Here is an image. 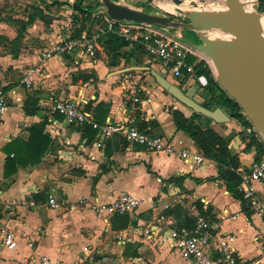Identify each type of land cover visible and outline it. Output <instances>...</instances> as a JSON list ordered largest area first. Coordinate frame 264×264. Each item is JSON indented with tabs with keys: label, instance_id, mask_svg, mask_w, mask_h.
Segmentation results:
<instances>
[{
	"label": "crops",
	"instance_id": "obj_1",
	"mask_svg": "<svg viewBox=\"0 0 264 264\" xmlns=\"http://www.w3.org/2000/svg\"><path fill=\"white\" fill-rule=\"evenodd\" d=\"M73 4L74 0H0V88L7 97V109L0 116V217L23 227L34 240L36 253L46 256L50 264H189L153 237L169 228H184L185 216L195 219L199 215L195 205L199 202L218 220L220 232L234 237L237 264H264V215L259 216L246 201L232 198L217 179L215 163L184 132L176 130L170 112L178 110L186 118L193 112L157 84L158 88L150 87L147 81L153 78L148 71L137 88L138 75L146 70L123 68L140 50L136 45L110 55L104 46L93 58L80 61L75 57L41 60L46 45L77 36L83 29L85 23ZM30 18L33 22L27 24ZM30 68L37 74L27 88L21 79ZM152 68L170 81L159 62ZM201 79L206 80L200 76L196 81ZM189 83L177 86L188 88ZM134 90L141 95L136 124L154 123L176 149L201 154L205 161L198 168L191 169L177 154H156L119 135L97 150L95 130L67 125L50 110V98L57 96L82 102L100 124L121 122L129 116ZM28 97L36 103L32 115L25 112L30 109L25 106ZM98 105L103 108L98 110ZM40 123L45 124L42 135L49 145L39 163L17 166L4 177L6 161L22 153L29 129ZM209 126L228 142L237 158V170L251 164L255 151H244L248 140L239 122L230 118L228 123ZM121 194L142 200L125 229L119 228L115 216L105 217L86 208L68 210L69 204L82 197L106 204ZM49 195L64 205L49 208ZM30 201L35 203L33 207L28 205ZM7 205L13 206L11 211L5 210ZM148 228L154 233L151 238L144 235ZM26 254L24 242L14 251L0 244V264H23Z\"/></svg>",
	"mask_w": 264,
	"mask_h": 264
},
{
	"label": "built area",
	"instance_id": "obj_2",
	"mask_svg": "<svg viewBox=\"0 0 264 264\" xmlns=\"http://www.w3.org/2000/svg\"><path fill=\"white\" fill-rule=\"evenodd\" d=\"M84 23L79 35L46 45L40 52L41 60L75 57L80 61L83 57L93 58L104 49L108 36L113 34L128 45H136L145 56L159 62L164 73L171 79L179 82L196 81L195 67L198 65H201L203 69L208 68L215 78L212 61L196 48L185 44L177 33L171 36L167 31L153 25L114 20L109 18L103 10L95 12L90 18L84 20ZM191 58L193 60L189 62ZM36 74L35 68L26 70L21 83L30 88ZM140 105L138 92L134 90L129 99L128 118L121 122L107 121L100 124L90 111L85 110L82 102L57 96L50 98L51 112L67 125H87L96 131L94 147L97 150L103 149L105 142L114 135H119L125 142L139 145L156 154H177L180 159L189 164L191 169L198 168L205 161L199 153L176 149L171 139L163 136L157 129L140 130L136 125V115L141 112ZM6 109L7 97L0 88V116ZM243 131L247 139L254 138L261 145L262 151L258 155L255 153L248 167L236 171L240 179L238 192L251 209L259 216H263L264 140L252 127H246ZM141 202L140 198L131 194H121L106 204H96L82 197L77 202L69 204L68 210L86 208L96 214H104L105 217L126 215L132 218ZM24 204L25 202L22 203ZM28 205L33 207L35 203L30 201ZM63 205V203H58L53 195L48 196L47 206L49 208L59 209ZM12 208L13 206L7 205L5 210L11 211ZM153 234L150 228L144 231L147 238H151ZM153 239L170 251L177 252L189 264H237L238 261L237 251L233 247L234 237L231 234L221 233L218 220L205 216L198 215L190 230L169 228L162 236L156 235ZM21 242H24L27 250L26 256L23 257V264H50L46 256L36 253V244L28 237L23 227L16 226L13 221L0 217L1 246L8 251H14Z\"/></svg>",
	"mask_w": 264,
	"mask_h": 264
},
{
	"label": "water",
	"instance_id": "obj_3",
	"mask_svg": "<svg viewBox=\"0 0 264 264\" xmlns=\"http://www.w3.org/2000/svg\"><path fill=\"white\" fill-rule=\"evenodd\" d=\"M181 4L180 0H173ZM105 14L114 20L181 28L171 16H158L122 5L118 1L101 0ZM227 11L218 16L213 13H189L187 28L195 32L201 44L192 46L206 55L213 63L215 79L221 89L234 100L251 127L264 140V40L257 23L258 17L249 13L240 0H226ZM220 30L229 33L233 40L219 43L202 38V32ZM148 71L154 82L175 101L193 113L210 119L216 124L228 123L229 116L220 108L203 107L186 95L176 84L154 69Z\"/></svg>",
	"mask_w": 264,
	"mask_h": 264
},
{
	"label": "trees",
	"instance_id": "obj_4",
	"mask_svg": "<svg viewBox=\"0 0 264 264\" xmlns=\"http://www.w3.org/2000/svg\"><path fill=\"white\" fill-rule=\"evenodd\" d=\"M73 8L76 13L80 15L84 20L90 18L97 10V7L95 6L85 5L84 0H74ZM40 17L41 19L45 20L44 16L40 15ZM32 22L33 18H30L27 24H31ZM169 31L171 32V36H173L174 32L172 30ZM182 31V40L185 44L189 46H198L187 43L184 37L187 32L191 33L192 37L196 41L201 43V39L199 38V36L186 26L182 28ZM19 37L20 35L18 36V38ZM104 46L106 54L110 55L117 54L119 50L127 47L128 44L122 41L116 35L110 34L108 36V39L104 43ZM192 60V58L189 59V62H191ZM195 74L197 77H205L208 83L207 89L210 98L204 103H201L203 107L210 110H214L215 108L220 107L231 119H234L242 124L244 128L251 127L250 123L242 115V111L239 108L238 104L234 100L226 96L225 92L221 89L208 68L203 69L201 65H198L195 67ZM178 87L181 89L180 84ZM215 90H218V93L216 95H212V92H214ZM35 104L36 103L32 98H27L25 106L30 107V109L25 110V112L28 115L34 114L36 110ZM102 108L103 105H98V110ZM170 114L172 116V120L174 122L176 130L184 132L188 136V138L197 145L203 156L215 163L217 167V179L224 183L225 189L231 195V197L236 200H240L242 203H245V200H243L241 194L238 192L240 179L236 173V170L238 168L237 158L236 156L231 154L230 149L228 148V142L209 126L212 121L195 113H192L190 118H186L178 110H172ZM153 124L154 123L150 125L143 123V125L140 126L137 123L136 125L140 130H144L155 129L156 126ZM44 125V123L36 124L29 129L30 137L28 142L24 145L21 151L22 153L15 154L14 159L6 161L4 165V177L8 176L9 173H14L17 166L25 167L29 164L39 163L41 157L43 156L49 145V140L42 135ZM86 129H89V127H86ZM93 133L96 134L95 131H93ZM247 140L248 142L245 146L244 151H249L250 148H253L256 155L260 154V152L262 151L261 145L258 144L254 138H248ZM195 205L199 215L213 219L214 216L211 215L210 209H206L204 211L201 203L199 202H197ZM114 218L116 219L119 228L125 229L128 226V216L117 215ZM194 222L195 219L185 216L181 227L190 230L193 228Z\"/></svg>",
	"mask_w": 264,
	"mask_h": 264
},
{
	"label": "rangeland",
	"instance_id": "obj_5",
	"mask_svg": "<svg viewBox=\"0 0 264 264\" xmlns=\"http://www.w3.org/2000/svg\"><path fill=\"white\" fill-rule=\"evenodd\" d=\"M100 1L101 0H84V4L87 6L97 7L96 12H98L100 10H103ZM111 1H116V0H111ZM117 1H121L122 3L130 6L133 9L144 11L153 15L173 17L174 21L179 22L182 25L181 28L174 29L171 27H160V26L157 27L167 31L168 34L170 35L171 32L169 30H172L174 33H177L182 38H183L182 28L188 24L187 16L189 15V13L194 11V9H198L200 13H213L218 16L223 15L227 11L226 0H180L181 4L179 5L175 4L173 0H117ZM240 2L249 13L256 15L258 18H264V0H240ZM81 19L84 21L83 18ZM77 20L78 19L76 17V21ZM200 35L205 40L215 41L219 43L221 42L229 43L231 41V39H229L231 38V35L227 32L220 30H209L206 32H202ZM184 37L187 43L191 45L201 44L200 42L196 41L189 32H187L184 35ZM113 59L116 60L118 58L114 57ZM131 59L132 60L129 59L128 62L123 63V68H127L126 71H132V70L141 71L139 70V68H143V67L153 69L152 68L153 65H156L158 63L146 57L141 50L134 52V55L132 56ZM122 69H118V70H122ZM213 72L215 73L216 71L213 69ZM138 76L140 77L139 82L135 83L137 88L139 87L140 83L143 82L144 78L148 77V73L147 71H142V73L139 74ZM130 81H133V79L131 78ZM170 81L176 85L177 83H179L173 78L172 79L170 78ZM147 84H149L150 87L153 86L155 88H158V86L156 85L153 79H149V81H147ZM181 86H182L181 89H184L186 91V95H188L189 97H191L200 104L204 103L206 100L210 98L207 89L208 83L206 80L201 79V81H195V80L190 81L188 88L185 86L183 87V85ZM226 96L228 95L226 94ZM148 108L150 109V105H148ZM239 125L244 128L242 124L239 123Z\"/></svg>",
	"mask_w": 264,
	"mask_h": 264
},
{
	"label": "bare ground",
	"instance_id": "obj_6",
	"mask_svg": "<svg viewBox=\"0 0 264 264\" xmlns=\"http://www.w3.org/2000/svg\"><path fill=\"white\" fill-rule=\"evenodd\" d=\"M227 9V8H226ZM193 13H200L199 11H198V9H194V11H192ZM257 23H258V25L260 26V29L262 30V38H263V40H264V18H258L257 19ZM232 36H231V38H229V39H231V41H232ZM221 41V40H220ZM230 41V40H229ZM213 66V65H212ZM213 68H214V66H213Z\"/></svg>",
	"mask_w": 264,
	"mask_h": 264
},
{
	"label": "flooded vegetation",
	"instance_id": "obj_7",
	"mask_svg": "<svg viewBox=\"0 0 264 264\" xmlns=\"http://www.w3.org/2000/svg\"><path fill=\"white\" fill-rule=\"evenodd\" d=\"M148 3H149V1H148ZM172 21H173V18H172Z\"/></svg>",
	"mask_w": 264,
	"mask_h": 264
}]
</instances>
